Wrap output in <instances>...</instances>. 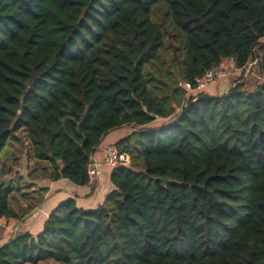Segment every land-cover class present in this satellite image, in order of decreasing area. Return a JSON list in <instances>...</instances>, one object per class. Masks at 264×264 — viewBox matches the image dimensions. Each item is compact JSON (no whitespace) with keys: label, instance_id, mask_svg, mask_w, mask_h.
Instances as JSON below:
<instances>
[{"label":"trees","instance_id":"obj_1","mask_svg":"<svg viewBox=\"0 0 264 264\" xmlns=\"http://www.w3.org/2000/svg\"><path fill=\"white\" fill-rule=\"evenodd\" d=\"M227 60L242 71L227 94H187ZM123 128L131 163L104 202L60 203L36 237L0 244V264H264V0H0V154L24 130L51 181L85 187ZM9 199L0 182V220L24 224Z\"/></svg>","mask_w":264,"mask_h":264},{"label":"rangeland","instance_id":"obj_2","mask_svg":"<svg viewBox=\"0 0 264 264\" xmlns=\"http://www.w3.org/2000/svg\"><path fill=\"white\" fill-rule=\"evenodd\" d=\"M157 12L153 15L154 20L156 22H161L164 14L167 12L166 5H160V13L157 14ZM166 27L168 30V34L166 35V46L169 47L171 45L176 47L179 54L185 52L186 39L182 32L171 22L170 17L165 20V28ZM161 51L162 50H160V52ZM252 65L253 64L248 65V68L245 69V73L243 75L245 78L244 81L246 80V82L251 86L253 85L255 79L253 77L254 75L251 73ZM163 71L165 72V69H163ZM157 76L160 75L157 73ZM241 76L242 71L236 70L233 62L227 60L223 63V66H221L220 77L217 82L207 87L202 92H210L213 95H225L230 91V89L235 87L239 81L241 82ZM164 79L171 86H174L177 81L175 76L165 75ZM197 94L193 93L194 96ZM163 122L165 121L162 120L153 123L151 127L162 124ZM125 129L131 130V128ZM132 133L133 130L130 135ZM112 138H114V136H110L108 140ZM30 157V144L24 130H21L12 136L0 154V182L3 183L4 187L8 190L10 198L9 206L12 210L13 208L20 207L21 211H24V208L21 207L22 202L32 197L33 193H31V187L28 185L30 182L26 176H23L26 174L25 167L28 163H30ZM137 161H141L140 157H137ZM46 169H41L37 178H42L43 176L45 177V172L48 173V168ZM46 176L48 178L49 173ZM14 231H17L15 226H8L6 223H0V243L6 242Z\"/></svg>","mask_w":264,"mask_h":264},{"label":"crops","instance_id":"obj_3","mask_svg":"<svg viewBox=\"0 0 264 264\" xmlns=\"http://www.w3.org/2000/svg\"><path fill=\"white\" fill-rule=\"evenodd\" d=\"M207 93L213 95L210 92ZM131 132L132 130L123 128L110 133L99 146L95 158L102 162L105 149L110 145H116L119 140L126 138ZM110 136H114V138L108 140ZM30 158V163L25 167L26 174L23 176H26L29 180L30 183L28 185L31 187L30 191L33 194L32 197L22 202L21 207L24 208V211H21L20 207L13 208V211L21 219L27 220L24 224L16 227L17 231H28L36 237L43 230L44 223L51 212L60 203L73 199L77 207L91 210L102 204L106 196L113 191L110 184L112 169L107 166L103 165L101 167V178L95 186L80 187L68 180L51 181L45 177L37 178L41 169L48 168V173H50V167L47 163L39 162L32 156ZM0 223H6V221L3 219L0 220Z\"/></svg>","mask_w":264,"mask_h":264},{"label":"built area","instance_id":"obj_4","mask_svg":"<svg viewBox=\"0 0 264 264\" xmlns=\"http://www.w3.org/2000/svg\"><path fill=\"white\" fill-rule=\"evenodd\" d=\"M223 64L207 70L203 75L196 77L193 82L184 83L183 88L188 95L201 92L207 87L215 84L220 77V69ZM248 68V67H247ZM131 163L130 156L121 152L116 145L108 146L103 155V161L99 162L95 156L89 158L87 164L88 185L95 186L101 178V167L107 166L110 169H115L121 166H128Z\"/></svg>","mask_w":264,"mask_h":264},{"label":"water","instance_id":"obj_5","mask_svg":"<svg viewBox=\"0 0 264 264\" xmlns=\"http://www.w3.org/2000/svg\"><path fill=\"white\" fill-rule=\"evenodd\" d=\"M168 183H169V181H167V180H164V181H163V184H164V185H166V184H168Z\"/></svg>","mask_w":264,"mask_h":264}]
</instances>
